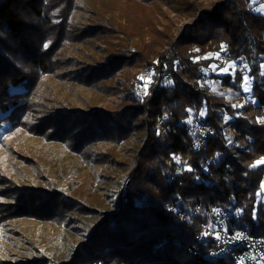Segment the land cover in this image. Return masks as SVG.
<instances>
[{
	"label": "trees",
	"instance_id": "1",
	"mask_svg": "<svg viewBox=\"0 0 264 264\" xmlns=\"http://www.w3.org/2000/svg\"><path fill=\"white\" fill-rule=\"evenodd\" d=\"M250 1L217 0L204 10L196 0H0V126L9 123L7 133L25 130L79 155L99 142L143 134L132 157L115 162L126 173L112 211H98L95 198L70 195L71 187L20 188L4 178L0 223H76L86 242L56 264H233L231 257L204 260L190 248L206 220L195 211L199 205L222 206L241 227L264 236V164L256 165L264 157V13L253 11L262 1ZM170 13L193 21L174 34ZM74 41L89 50L99 42L104 57L89 64L74 54L63 58ZM217 55L239 64L234 77H222L225 85L240 90L247 72L255 103L234 108L201 85ZM123 68L141 69L149 80L142 85L138 73L124 78L125 94L114 108L56 109L54 92H45L54 79L115 95L112 81ZM195 120L211 127L198 151L189 132ZM115 155L112 148L96 163ZM179 165L183 172L175 175ZM84 216L100 219L88 223Z\"/></svg>",
	"mask_w": 264,
	"mask_h": 264
},
{
	"label": "rangeland",
	"instance_id": "2",
	"mask_svg": "<svg viewBox=\"0 0 264 264\" xmlns=\"http://www.w3.org/2000/svg\"><path fill=\"white\" fill-rule=\"evenodd\" d=\"M196 1L204 10H208L217 2V0ZM259 1L262 2L257 4L253 11L259 12L257 10L264 4V0ZM253 4V0H251L250 5ZM170 17L175 22L174 34L185 24L193 21V18H187L184 15L177 16L173 13H170ZM81 24V26H86V20L81 21ZM76 41H74V45L70 44L69 48L64 47L62 49L63 58L74 54L81 62L89 64L88 61L104 57L101 50L96 49V46L100 44L99 42L96 41L89 50L85 44L79 45ZM102 47L103 45H101ZM216 61L218 64L212 65L209 70H205V76L200 80L201 85L210 92L222 96L224 101L234 108L246 103H255L247 72H242L243 80L240 84V90L234 89L232 86L225 85L222 77L225 74H231L234 77V72L236 69L238 70L239 64L227 62L223 56L219 55L216 56ZM76 64L83 65V63ZM69 69H73V67ZM225 69L227 70L225 71ZM137 73L140 75L142 85H144L149 78L145 73L142 74L141 69L123 68L118 70L112 81V85L118 88V93L111 96L102 89H89L85 85L70 82L58 83L54 79L45 83V86L47 85L45 92H48L49 96L54 92L53 98L60 105L56 109L61 107L78 110L114 108L125 94L124 78ZM246 88L248 90H245ZM67 102L69 103L67 104ZM205 113L206 111L203 109L199 112V116L204 117ZM227 113L220 112L224 121L233 120V117ZM9 127L7 122L0 126V182L5 181L4 178H11L15 181L11 185L15 184L20 188L40 187L50 190L51 183L58 187L62 186L64 189L71 187L68 189V191H72L69 193L70 195L72 193L84 195L87 200L95 198L97 200L96 209L102 212L113 210L114 192L120 189L122 176L126 173L115 162L129 160L142 145L143 138V134L136 133L118 144L109 141L99 142L79 155L66 144L50 143L40 135H32L25 130L20 129L14 133H7ZM112 148H116L115 161L96 163L100 154H107ZM262 159L264 157L258 161ZM262 184H264V178ZM90 189L93 191L91 196L87 195V191ZM260 199L264 201V188L262 186ZM4 202L9 204L6 206H14L9 199ZM83 219H86L88 223H96L100 217L84 216ZM69 222L68 224L41 221L39 223L37 220L24 218L18 222L0 223V259L13 262L24 257L37 255L41 260L51 259L50 263L47 264L67 261L76 247L80 243L86 242L84 232L79 229V226L72 223L73 221Z\"/></svg>",
	"mask_w": 264,
	"mask_h": 264
},
{
	"label": "built area",
	"instance_id": "3",
	"mask_svg": "<svg viewBox=\"0 0 264 264\" xmlns=\"http://www.w3.org/2000/svg\"><path fill=\"white\" fill-rule=\"evenodd\" d=\"M189 132L195 137L193 149L198 151L211 135V127L195 120ZM183 168V165L177 166L175 175L181 174ZM167 210L172 211L173 207L167 206ZM195 211L204 214L206 220L190 248L193 254L207 261L231 257L233 264H264V236L251 234L248 227H241L238 221H233L232 212L222 206L199 205Z\"/></svg>",
	"mask_w": 264,
	"mask_h": 264
},
{
	"label": "snow or ice",
	"instance_id": "4",
	"mask_svg": "<svg viewBox=\"0 0 264 264\" xmlns=\"http://www.w3.org/2000/svg\"><path fill=\"white\" fill-rule=\"evenodd\" d=\"M253 3H255V0H253ZM257 11H259V12H261V13H264V4H262L261 7H260ZM226 70H227V69H225V71H226ZM245 90H248V89L246 88ZM256 164H257V165H259V164H264V159H262V160H260V161H257ZM255 166H256V165H253V167H255ZM262 188H264V184H262Z\"/></svg>",
	"mask_w": 264,
	"mask_h": 264
}]
</instances>
